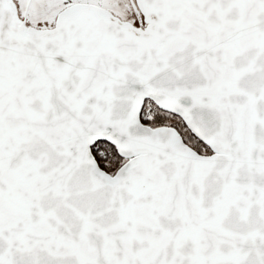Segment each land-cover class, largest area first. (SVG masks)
Listing matches in <instances>:
<instances>
[{"label": "snow or ice", "instance_id": "obj_1", "mask_svg": "<svg viewBox=\"0 0 264 264\" xmlns=\"http://www.w3.org/2000/svg\"><path fill=\"white\" fill-rule=\"evenodd\" d=\"M0 264H264V0H0Z\"/></svg>", "mask_w": 264, "mask_h": 264}]
</instances>
